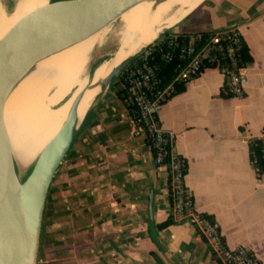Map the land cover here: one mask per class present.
Here are the masks:
<instances>
[{
    "label": "crops",
    "instance_id": "crops-1",
    "mask_svg": "<svg viewBox=\"0 0 264 264\" xmlns=\"http://www.w3.org/2000/svg\"><path fill=\"white\" fill-rule=\"evenodd\" d=\"M232 26L253 57L244 96L223 94V73L208 66L162 104L160 118L175 133L195 206L229 245L248 246L264 264V176L249 149V138L264 136V0H204L170 30ZM115 79L54 176L37 264H221L192 223L172 219L168 167L157 165L146 136L133 134Z\"/></svg>",
    "mask_w": 264,
    "mask_h": 264
},
{
    "label": "bare ground",
    "instance_id": "bare-ground-1",
    "mask_svg": "<svg viewBox=\"0 0 264 264\" xmlns=\"http://www.w3.org/2000/svg\"><path fill=\"white\" fill-rule=\"evenodd\" d=\"M204 0H145L124 12L116 26L107 25L85 39L39 59L15 84L5 103L0 135V209L17 198L23 179L40 152L66 121L77 94L87 88L78 107L83 118L93 99L102 90L99 81L127 56L153 41L165 27L179 22ZM50 0H15L13 6L0 0V38L7 35L26 15ZM9 7V8H8ZM113 35L118 47L112 56L89 72L96 45ZM92 52V53H91ZM109 53V52H108ZM94 80L89 84V78ZM74 88L60 104L49 97L55 91Z\"/></svg>",
    "mask_w": 264,
    "mask_h": 264
},
{
    "label": "water",
    "instance_id": "water-1",
    "mask_svg": "<svg viewBox=\"0 0 264 264\" xmlns=\"http://www.w3.org/2000/svg\"><path fill=\"white\" fill-rule=\"evenodd\" d=\"M143 1L145 0H50L26 15L7 35L0 38V135L7 97L17 81L39 59L112 24L124 12ZM154 1L157 5L163 0ZM170 29L171 26L165 27L153 41L143 45L138 51L151 45ZM137 52L123 59L99 81L102 86L99 94L111 86ZM93 80L94 74L89 78V84ZM86 89L83 88L77 94L66 121L40 152L23 179L17 198H10L1 206L0 264H36L52 181L90 108L80 119L78 107ZM150 211L156 236L152 205Z\"/></svg>",
    "mask_w": 264,
    "mask_h": 264
},
{
    "label": "built area",
    "instance_id": "built-area-1",
    "mask_svg": "<svg viewBox=\"0 0 264 264\" xmlns=\"http://www.w3.org/2000/svg\"><path fill=\"white\" fill-rule=\"evenodd\" d=\"M168 32L121 70L132 132L146 136L157 165L168 167L171 216L192 223L221 264H263L248 246L229 245L214 218L195 206L193 192L186 183L185 159L175 148V133L165 130L160 118L162 104L177 92L178 85L208 66L219 67L223 73V94L244 96L248 77L241 50L242 31L232 26L215 31ZM161 59L172 65V72L162 73L158 63Z\"/></svg>",
    "mask_w": 264,
    "mask_h": 264
},
{
    "label": "trees",
    "instance_id": "trees-1",
    "mask_svg": "<svg viewBox=\"0 0 264 264\" xmlns=\"http://www.w3.org/2000/svg\"><path fill=\"white\" fill-rule=\"evenodd\" d=\"M168 35H169V32H166L164 34V37L168 36ZM241 50H242L243 60L246 63L251 61L253 57H252V54L249 51L247 45L245 44V42H243ZM136 56L137 55H135L130 61H132ZM156 59H159V58L156 57ZM156 59L153 58L152 62H156ZM158 61H159L158 62L159 65L161 66L162 73L163 72L168 73L169 70H171L172 65L170 63H166L162 59L158 60ZM171 72H172V70H171ZM121 73H120V79H121ZM183 88H184V83L179 84L177 91H180ZM123 92H124V99L126 100L127 93H126V90L124 88H123ZM249 149H250V157H251L253 166L256 169L257 175L259 177L264 176V136L263 137H251V138H249ZM172 219H174V218L172 217ZM168 222H170V220L163 222L162 225H166ZM43 229H44V226H42V232H43ZM42 232H41V236H42Z\"/></svg>",
    "mask_w": 264,
    "mask_h": 264
},
{
    "label": "rangeland",
    "instance_id": "rangeland-1",
    "mask_svg": "<svg viewBox=\"0 0 264 264\" xmlns=\"http://www.w3.org/2000/svg\"><path fill=\"white\" fill-rule=\"evenodd\" d=\"M4 3H5V5L13 6L15 3V0H4ZM117 22H118V19L111 24V27L116 26ZM171 29H172V26H171ZM117 45H118V41L113 35H110L109 37H107L105 42L101 43L100 45H96L93 48L92 52L95 50H98V49L100 51H99L96 58H93L94 56H91L90 61H89V72L92 71V69L100 61L106 60L109 57H111L112 53L116 49ZM140 51H138L137 54L140 53ZM120 73H121V71H120ZM120 73L116 76L115 80L120 78ZM73 89L74 88H70V89L62 88V91H60V92L55 91V93H54L55 97H52V98L49 97V101L51 103H53L54 105H58V104L62 103L70 95V93L73 91ZM40 239H41V237H40ZM39 247H40V242H39ZM39 251L40 250L38 249V255H39ZM38 255H37V261H38ZM37 261H36V264H37Z\"/></svg>",
    "mask_w": 264,
    "mask_h": 264
}]
</instances>
